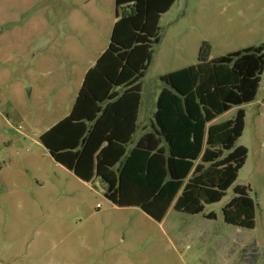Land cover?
<instances>
[{"label": "rangeland", "instance_id": "1", "mask_svg": "<svg viewBox=\"0 0 264 264\" xmlns=\"http://www.w3.org/2000/svg\"><path fill=\"white\" fill-rule=\"evenodd\" d=\"M115 19V0H0V264H264V72L255 100L219 119L246 112L238 144L248 156L235 184L250 187L253 229L225 222L232 189L200 214L172 206L161 222L118 206V176L85 182L42 142L69 113ZM161 36L143 79L149 129L160 74L196 65L203 42L211 59L264 43V0H178Z\"/></svg>", "mask_w": 264, "mask_h": 264}, {"label": "trees", "instance_id": "2", "mask_svg": "<svg viewBox=\"0 0 264 264\" xmlns=\"http://www.w3.org/2000/svg\"><path fill=\"white\" fill-rule=\"evenodd\" d=\"M135 7L123 16H135ZM203 42L198 63L161 77L155 123L142 131L117 165L118 206H136L162 221L174 206L181 213H203L233 190L223 208L228 224L253 229L256 203L250 187L235 184L248 148L238 140L246 112L215 122L233 107L255 100L264 72V43L215 59ZM214 219V213L206 215Z\"/></svg>", "mask_w": 264, "mask_h": 264}, {"label": "crops", "instance_id": "3", "mask_svg": "<svg viewBox=\"0 0 264 264\" xmlns=\"http://www.w3.org/2000/svg\"><path fill=\"white\" fill-rule=\"evenodd\" d=\"M177 2L115 0L116 19L109 45L85 71L69 113L41 135L54 160L81 180L93 183L98 179L106 186L116 181L117 165L131 143L155 123L151 119L149 129L147 119H143V79L163 42L162 19ZM124 7H135L136 15L123 16ZM185 16L183 13L178 22L172 19L170 24H180ZM185 24L180 27L181 33L186 31ZM168 73L160 74V80ZM164 87L156 96V106ZM220 117L215 122H223ZM105 194H109L108 189Z\"/></svg>", "mask_w": 264, "mask_h": 264}]
</instances>
